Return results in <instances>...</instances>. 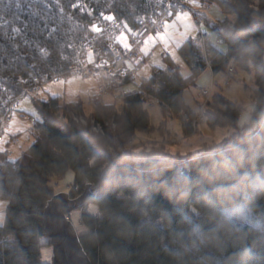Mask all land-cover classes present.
Returning a JSON list of instances; mask_svg holds the SVG:
<instances>
[{
	"label": "trees",
	"instance_id": "obj_1",
	"mask_svg": "<svg viewBox=\"0 0 264 264\" xmlns=\"http://www.w3.org/2000/svg\"><path fill=\"white\" fill-rule=\"evenodd\" d=\"M200 2H217L225 13L235 15V21L221 23L188 5L219 45L227 46V52L215 44H206L205 50L188 39L179 50L191 70L188 77L167 56L165 69L154 67L138 90L122 100L121 114L112 113L115 106L97 107L94 121L107 132H92L98 152L68 119L78 109L76 103H66L59 96L33 100L40 115L33 128L34 143L16 161L0 151V200L8 202L6 221L0 226V264H44L41 240L47 239L44 211L54 196L51 180L71 169L76 184L101 180L92 200L100 216L85 213L88 232L80 234L92 264H264V0ZM165 3L0 0V118L6 112L2 103L8 93L20 95L42 78L48 82L49 77L69 76L75 55L85 57L87 65L100 55L111 62L106 35L95 39L94 61L89 60L90 47L85 55L77 53L79 45L87 46L97 34L91 25L100 24V12L114 14L133 28L137 15L144 14L152 22ZM232 61L242 70L251 65L255 69L259 89L252 123L238 128L239 134L220 149L189 156V178L178 179L170 161L136 169L115 160L111 151L120 153L137 132L153 129L148 98L159 100L164 110L182 120V113L193 120L197 114L186 104L185 90L196 85L208 66L217 77ZM207 116L212 128H237L241 108L218 94ZM111 121L117 125L116 132L110 130ZM189 126L184 123L188 133ZM244 202L257 225L235 223L225 212Z\"/></svg>",
	"mask_w": 264,
	"mask_h": 264
},
{
	"label": "rangeland",
	"instance_id": "obj_2",
	"mask_svg": "<svg viewBox=\"0 0 264 264\" xmlns=\"http://www.w3.org/2000/svg\"><path fill=\"white\" fill-rule=\"evenodd\" d=\"M164 1L166 3L168 2V0ZM197 1L198 0H181L185 5H189L187 2L191 3V8L194 7L192 4L195 5L199 2ZM166 3L164 5H166ZM185 5L179 6L186 8ZM203 5L207 8H213V14H217L218 12L223 13L222 19L213 20L211 18L213 21L221 23L226 20L230 22L235 21V15L225 13L219 3L213 2ZM200 6H202V4ZM207 12L208 10L205 13L208 14ZM137 16L135 17V19L138 18L137 21L143 18L147 23L150 22L148 17L144 14H139V16ZM158 16L159 9L155 18ZM174 16L175 15L170 16V18L165 21L171 24L170 28L165 29V35L157 33V39H153L150 35L142 44L141 47H143L144 55L152 56V54H154V56L145 62L144 68L139 72L138 76H136V82L134 81V72L138 71L143 64L140 62V59L144 57L143 54H141L139 58H132L131 61L127 60V67L129 70H133V73H121L117 75L116 72L122 71V65L121 60L117 59L115 62V58H113L116 55L114 47L111 51V66H113L111 69L113 73H111L112 76H108L111 81L100 79L99 84L95 85L94 80L85 79L86 75L84 72H88V65L83 61L85 57L80 56L77 58L75 55V64L71 67V71H68L69 76L62 77L58 81H55V78L49 77L47 79L50 81L47 83H42V78L32 83L30 87L20 95L8 93L7 98L5 100L3 99L2 104L6 107L7 111L13 104L14 99H17L14 104L16 106H12V111L15 113L14 109L18 107V112L13 115L11 123L6 128L5 134L3 135L4 139L0 142V151H8L5 155L9 156L10 160H18L35 141V136L33 135L35 124L31 122L29 115L37 120L40 115L34 106L33 100L35 98H40L46 101L50 96H59L63 97L66 103H76V105H78V109L75 108L70 112L68 119L76 127L81 137L89 142L92 148L98 152L96 144H94V140L92 139V132L102 134H107V132L102 130V127L97 125L94 121V116L97 115L96 108L104 105L115 106L116 111L112 113L115 115L121 114L120 105L122 100L135 92L133 90L123 91L125 87L123 84H126V82L133 83L135 85H132L130 89L135 90L143 79L149 78L152 75L154 66H160L161 63L163 66L160 67H164V65L167 66V63L164 61V56L171 57L184 77H188L191 74V70L183 61L179 50L185 43V38L183 36L185 30L193 27L196 34L199 33L200 30L199 27L195 25L192 15L190 19H186V22H184L182 18V20H180L178 19L179 17ZM119 24L120 21L118 20L109 22L101 19L99 25L103 28L104 35L107 36V32L114 30L113 25L117 28ZM108 27L109 29H106ZM201 28L206 33H210L203 38L202 43L205 50L207 48L205 42L207 41L208 45H218L222 51L227 52V46L219 45V41L215 35L209 31V27H207L205 23L202 24ZM133 32V28L127 25L124 32L118 36V40L121 35L126 39V37L132 35ZM153 34H155V31ZM208 38L210 39L209 41ZM93 42H95V40ZM88 47L89 46L85 47V44L79 45L77 53L82 51L85 55ZM89 60L94 61V56L91 52ZM129 65H132V67ZM258 89L255 69L252 65L250 69L242 70L232 61L226 71L217 77H214L211 67L208 66L198 79L196 85L187 88L184 92L186 104L197 114L193 120L183 113L181 115L183 116L182 120V117H179V115L174 114L172 111L167 109L164 110L159 100L148 98L146 108L149 111L153 125L151 132H137L127 141L126 146L120 153H115V151L111 152L115 155V160L119 163L133 168L137 167L136 169L145 168L146 164L154 165L159 162L170 161L171 167L176 170L177 178L180 180L187 179L191 175V162L189 156H201L206 151H216L220 149L228 140L239 134L238 128H243L245 125L252 123L253 111L258 98ZM205 91H207V93H205ZM28 92L30 93L27 94ZM218 94L235 102L241 108V116L237 128L228 126L212 128L207 123L209 105L214 103V97L215 95L217 97ZM21 112L27 115L21 116ZM101 113L103 112L101 111ZM1 119L2 117L0 120ZM184 123H189V133L187 132L188 130L186 131ZM110 127L111 131H117L115 122H112ZM111 149L115 150L114 148ZM182 170L184 171L182 172ZM185 171H187V173ZM107 172L108 168L105 170L104 175H106ZM75 176V171L71 169L63 176L57 175L53 177L51 185L53 187L54 196L61 193H68L71 200L80 198L85 193L87 187L90 186L89 192L91 198L69 214L70 220L73 222L80 235L88 232L87 227H85L83 223V215L85 213L89 212L90 214L100 216V212L95 204L92 203V200L100 191L101 180L100 182L88 180L84 185H79L75 183ZM94 192L96 195L93 194ZM7 206V201L0 200V226H4L5 224ZM225 212L235 223L257 225L254 222L255 220L250 207L245 202L229 208L225 210ZM47 239L43 238L41 240V261L44 264L53 262V248L51 243L48 245L49 239Z\"/></svg>",
	"mask_w": 264,
	"mask_h": 264
},
{
	"label": "water",
	"instance_id": "obj_3",
	"mask_svg": "<svg viewBox=\"0 0 264 264\" xmlns=\"http://www.w3.org/2000/svg\"><path fill=\"white\" fill-rule=\"evenodd\" d=\"M89 188L76 200H71L68 193L55 195L45 208L44 230L53 248V264H92L69 218L73 210L91 198Z\"/></svg>",
	"mask_w": 264,
	"mask_h": 264
},
{
	"label": "built area",
	"instance_id": "obj_4",
	"mask_svg": "<svg viewBox=\"0 0 264 264\" xmlns=\"http://www.w3.org/2000/svg\"><path fill=\"white\" fill-rule=\"evenodd\" d=\"M171 5H175L176 8L179 9V11H186L187 10V8H185L183 6H179V5H176V4L172 3V2H169L167 7H166L165 12L162 14V17L158 21H156L154 23H151V24L147 23L143 18H140L137 21V23L139 24V27H138V31H137L136 36L133 38V43H134L133 48L131 50H129L127 53H119V54H117L115 56V62H116L117 59L121 60V65H122V68H121L122 71L116 72L117 75L121 74V73H132V71L129 70L128 67L125 65V63L127 62L126 58H139L140 57V55H139L140 44H142L144 39L149 34L154 33V31L155 32L159 31V29L161 27V22L165 18V16L168 14L167 10L170 8ZM191 13L193 14V16L196 15V12H191ZM201 22H202V19L200 17H196V23H197V25L199 27H200ZM113 27H114V30L110 32L111 33L110 36H114L115 33L117 32L116 26L113 25ZM106 29H109V27L106 28ZM200 33H203V36L202 37L197 36L195 42L197 44H199V45H203V43H202L203 42V38L207 34H205L202 31H200ZM209 40L210 39L208 38V41ZM205 43L208 44L207 41ZM111 63L102 62L99 66H96L95 68H93V67L88 68V70H87L88 72H84V73H85L86 76L92 75L95 70H101L102 73H104V72L113 73L112 69H111L113 66H111ZM105 80L111 81L109 78H105ZM205 93H207V91H205ZM15 100H17V99H14L13 104L9 108L8 114L6 116H3L2 119L0 120L1 121V123H0V133L4 130V126L11 120V113L13 112L12 111V106L15 104ZM14 106H16V105H14Z\"/></svg>",
	"mask_w": 264,
	"mask_h": 264
},
{
	"label": "crops",
	"instance_id": "obj_5",
	"mask_svg": "<svg viewBox=\"0 0 264 264\" xmlns=\"http://www.w3.org/2000/svg\"><path fill=\"white\" fill-rule=\"evenodd\" d=\"M199 1V2H198ZM197 2V4H195V5H193L192 4V6H194V8H199V7H201L200 5L202 4L203 5V3L202 2H200V0H198ZM191 2V1H190ZM189 5L192 3H189V2H187ZM206 7V6H205ZM207 8V7H206ZM208 10V14H205L207 17H209V18H212L213 20H220V19H222L223 18V13H221V12H218L217 14H213V11H214V9L213 8H207L206 9V11ZM174 17H176V16H174ZM177 17H179V16H177ZM178 19H180V20H182L181 19V17H179ZM183 21L184 22H186V19H183ZM185 30V29H184ZM196 33H195V29H193V27H190L188 30H185V34H183V36H184V38H185V41H187L188 39H194L195 37H196ZM120 38V37H119ZM126 40H127V43H124V42H122V43H120V42H118L123 48H129L130 47V45H131V42H130V36L129 37H126ZM117 41H119L118 39H117ZM142 54H143V56H144V62H143V64H142V66L140 67V70L139 71H136V72H134V74H135V82H136V76H138V74H139V72L144 68V66H145V62L149 59V58H151V57H153L154 56V54H152V56H149V55H144V53H143V48H142ZM165 57H167V56H164V59H165ZM165 62H166V60H164ZM174 62V61H173ZM165 64V63H164ZM129 66H131L132 67V65H129ZM160 66H163L162 65V63H161V65ZM160 66H154V67H157V68H160V69H165L167 66L166 65H164V67H160ZM153 67V68H154ZM181 68V67H180ZM207 72V71H206ZM87 80H94V82H95V85H97V84H99V81H100V79H102V78H100V75H98V76H96V77H93V78H86ZM132 85H135V84H133V83H129L128 85H126L125 86V88H126V90H129V91H137L138 90V87L134 90V89H130L131 88V86ZM197 87V86H196Z\"/></svg>",
	"mask_w": 264,
	"mask_h": 264
},
{
	"label": "snow or ice",
	"instance_id": "obj_6",
	"mask_svg": "<svg viewBox=\"0 0 264 264\" xmlns=\"http://www.w3.org/2000/svg\"><path fill=\"white\" fill-rule=\"evenodd\" d=\"M168 11V15L169 16H172V15H176L181 17L182 19H190L191 18V14L187 11H180V12H177L176 11V6L175 5H171L170 8L167 10ZM99 16L104 20V21H115L116 20V17L114 14H111V13H105V12H100L99 13ZM171 27V24L165 22L163 25H162V30L161 31H157L160 33V35H165V29H168ZM91 30L94 32V33H101L103 31V29L100 27V25L98 23H93L91 25ZM157 32H155V34H151L152 38L153 39H157ZM119 42L122 43H127V40L124 38L123 35L120 36L119 38ZM42 95V94H41Z\"/></svg>",
	"mask_w": 264,
	"mask_h": 264
},
{
	"label": "bare ground",
	"instance_id": "obj_7",
	"mask_svg": "<svg viewBox=\"0 0 264 264\" xmlns=\"http://www.w3.org/2000/svg\"><path fill=\"white\" fill-rule=\"evenodd\" d=\"M138 16H139V15H138ZM138 16H137V17H138ZM137 19H138V18H136L135 20L137 21ZM136 21H135V22H136ZM197 35H198L199 37H202V36H203V33H197ZM134 37H135V30H134L133 34L130 35V38H131V39H133ZM141 46H142V44H140L139 55L142 54V48H143V47H141ZM85 47H86V46H85ZM131 59H132V58H126V60H128V61H131ZM128 84H129V83L126 82V84H123V85L126 86V85H128ZM123 89H124L123 91L126 90L125 87H124ZM183 171H184V170H182V172H183ZM185 172L187 173V171H185Z\"/></svg>",
	"mask_w": 264,
	"mask_h": 264
}]
</instances>
